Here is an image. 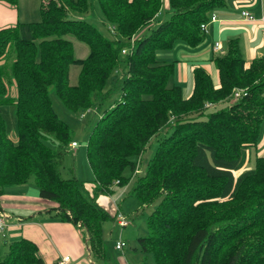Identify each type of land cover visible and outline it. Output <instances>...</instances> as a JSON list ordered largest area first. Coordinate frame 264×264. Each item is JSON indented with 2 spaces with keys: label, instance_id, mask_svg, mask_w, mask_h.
Segmentation results:
<instances>
[{
  "label": "trees",
  "instance_id": "trees-1",
  "mask_svg": "<svg viewBox=\"0 0 264 264\" xmlns=\"http://www.w3.org/2000/svg\"><path fill=\"white\" fill-rule=\"evenodd\" d=\"M225 2L41 0V21L1 28L0 106L13 104L17 136L12 141L6 135L0 115V196L32 177L37 196L86 237L90 255L105 258L102 224L114 217L82 195L78 180L60 177L74 140L49 95L75 114L95 108L107 78L124 64L118 98L86 138L94 195L133 177L131 193L140 204L157 201L145 219L147 234L137 237L140 251L151 253L155 264H264V156L241 170L264 123V56L246 65L237 39L228 40L225 53L212 60L218 85L194 67L185 98L179 86L167 87L172 64L154 54L177 39L189 47L202 43L201 24ZM163 4L169 18L143 35ZM93 10L103 29L83 19ZM71 39L87 47L85 58L74 57ZM70 64L80 66L75 86L67 83ZM234 89L243 91L238 101L206 113V103L224 102ZM161 133L142 175L134 176L146 146ZM3 243L0 264H43L32 241Z\"/></svg>",
  "mask_w": 264,
  "mask_h": 264
},
{
  "label": "rangeland",
  "instance_id": "rangeland-1",
  "mask_svg": "<svg viewBox=\"0 0 264 264\" xmlns=\"http://www.w3.org/2000/svg\"><path fill=\"white\" fill-rule=\"evenodd\" d=\"M225 3L226 8L230 9L229 11H231L233 6L230 0H226ZM13 8L18 13L19 22H39L42 20L40 11L41 0H17V4L16 6H13ZM220 10L221 9L215 10V16H218V12H220ZM169 16V9L163 4L157 16L153 19L150 25L144 29L143 35H147L153 28H155L159 21L166 20L169 18ZM83 19L99 29L104 28L97 10H93L89 14L83 16ZM110 32L112 31L110 30ZM71 41L73 44L74 57L77 59L85 58L88 54L87 47L76 40L71 39ZM209 47L210 38L208 37L195 47H189L184 40L177 39L174 41L171 48L156 50L154 53L156 59L167 64H172L173 66V72L167 81V87L179 86L181 88L182 96L187 98V96H189L188 93L190 94L191 91L192 65H199L205 68L210 74L213 82H217L216 70L211 66V64H209V60L212 57ZM124 50L127 52L126 47ZM223 53L224 50L222 51L221 49L214 55L220 56ZM120 68L123 70L124 64H121ZM121 69L113 71L107 78L105 86L102 90L101 103H99V105L95 108L84 111L80 114H75L67 110L61 101L56 97V95L54 93H50L49 98L51 101L52 110L62 122L68 125L71 130V138L77 144V146H74L73 148L68 147V152L63 155L62 164L58 170L61 178H75L78 180L80 182V191L82 195L86 199L93 201L100 208L106 206L112 213L110 216L114 217L113 220H108L102 224L101 244L104 250V259L96 258L90 255L89 247L86 245L85 237L86 247H84L87 251L86 253L89 255L87 257L88 264H92L91 261L94 263L97 262V264H155L151 253H142L140 251L139 244L137 242V236H145L147 234L145 219L155 208L157 201L149 205L142 206L136 197L131 193L134 179L133 177L122 186H118L117 182H115L109 188L110 191H108V193H98L97 195H94L93 176L85 156L86 138L93 124L102 115L104 110L108 109V107L119 96L120 83L123 75ZM79 71V65H69L67 73L68 85L75 86L77 84ZM185 74L186 76L188 75V78L186 79ZM233 91H235V89ZM7 93L8 97H15V89L12 85L7 87ZM233 100L234 99L232 98L231 94V96L226 98L224 102H208L206 104H210V106L206 107V104L204 105L205 108L210 109L206 110V113H210V111L214 110L211 108L221 107L223 106V103L228 102L227 104H229ZM0 115L4 122L6 135L12 141L16 140L17 125L14 116L13 104L11 102H7L1 105ZM163 135L164 133H161L158 135V137H154L150 140L140 157L139 163H137L134 176L142 175L147 163L152 158L157 145V139ZM256 156H264V153H262L261 150H257L253 147L248 148L245 168L243 169L242 167L241 170L243 171L253 168L254 159ZM235 175H238V173L236 172ZM11 187L15 188L16 186ZM11 187L4 188V191H7V189ZM23 187L27 195H34L38 197L37 189L33 184L32 177L29 178ZM20 189L22 188H19L17 191H21ZM99 202L102 203V206L99 205ZM104 208L103 210L107 211ZM114 212L116 213L113 214ZM117 213H120L124 217V221L127 222L124 227H122L118 222ZM4 241H11L9 235H7L5 238L0 236V255H4L6 250V247L3 243ZM116 242L122 243V247L120 249L115 247Z\"/></svg>",
  "mask_w": 264,
  "mask_h": 264
},
{
  "label": "crops",
  "instance_id": "crops-1",
  "mask_svg": "<svg viewBox=\"0 0 264 264\" xmlns=\"http://www.w3.org/2000/svg\"><path fill=\"white\" fill-rule=\"evenodd\" d=\"M230 2L233 6L232 10L229 11L230 9L226 8L225 4L218 12V16H215V12L213 13L215 21L207 25L204 40L210 38L209 51L212 57L209 64L212 67H214L212 60L216 57L214 55L216 53L212 51L215 42L220 44L225 53L228 40L237 39L239 50L241 55L245 57L242 58L246 65L251 60L264 56V24L260 22L261 16L264 15V0H230ZM242 11L251 15L254 21L250 22L243 19ZM18 19V13L13 6L0 1V29L15 25L16 22H19ZM194 67H201L208 73L202 66L192 65L191 75ZM186 78L188 75L185 74ZM213 83L215 86L218 85V76L217 82ZM191 92L192 82L190 94ZM190 94L188 93L189 96ZM253 148L264 153V123L260 127L258 140ZM23 186H16L17 189L9 186L11 188L7 191L3 190V194L0 196V215L6 218L9 225L2 238L9 235L11 241L20 238L32 241L38 248V256L43 264H57V261L62 257H68L66 264H88L87 257L89 255L85 249V237L77 226L71 222L61 221L51 202L34 195H27ZM19 188L22 189L18 192ZM99 203V205L102 204ZM104 207L109 215H112L110 209ZM91 262L97 264V262Z\"/></svg>",
  "mask_w": 264,
  "mask_h": 264
},
{
  "label": "built area",
  "instance_id": "built-area-1",
  "mask_svg": "<svg viewBox=\"0 0 264 264\" xmlns=\"http://www.w3.org/2000/svg\"><path fill=\"white\" fill-rule=\"evenodd\" d=\"M241 16L246 21H250V22L254 21V18L245 11L241 12ZM214 21H215V16H214V14H211L209 17V20L206 23L201 24V26H200L201 30L204 31V33H206L208 23H211ZM260 22L264 24V15L261 16ZM263 39H264V34H263ZM220 50H221L220 44L218 42H215L212 46V51L214 53H218ZM124 52H125V50H122V53H124ZM242 93H243V91L241 89H235V91H233V93H232V98L234 99L233 101H238V99H240ZM205 106L208 107V106H210V104H206ZM74 146H77V144L75 142H71L68 145L69 148H73ZM117 219H118V222L121 224L122 227H124L126 225L127 222L124 221V217L120 213H117ZM8 227H9V225L7 224L6 218L3 217L2 215H0V236L1 237H4L5 231L7 230ZM115 247L117 249H120L122 247V243L116 242ZM66 262H68V257H62L57 261V264H66Z\"/></svg>",
  "mask_w": 264,
  "mask_h": 264
}]
</instances>
